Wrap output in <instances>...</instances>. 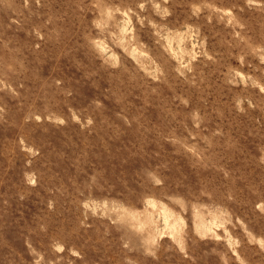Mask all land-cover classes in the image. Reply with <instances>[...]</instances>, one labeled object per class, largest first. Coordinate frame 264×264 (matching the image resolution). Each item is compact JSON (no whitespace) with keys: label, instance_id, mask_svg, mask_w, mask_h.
Returning a JSON list of instances; mask_svg holds the SVG:
<instances>
[{"label":"rangeland","instance_id":"1","mask_svg":"<svg viewBox=\"0 0 264 264\" xmlns=\"http://www.w3.org/2000/svg\"><path fill=\"white\" fill-rule=\"evenodd\" d=\"M0 264H264V0H0Z\"/></svg>","mask_w":264,"mask_h":264}]
</instances>
